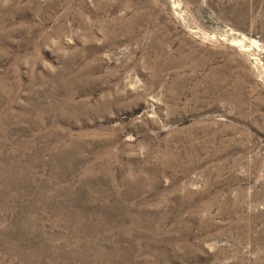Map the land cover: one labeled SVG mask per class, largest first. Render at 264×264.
I'll use <instances>...</instances> for the list:
<instances>
[{
	"label": "rangeland",
	"instance_id": "obj_1",
	"mask_svg": "<svg viewBox=\"0 0 264 264\" xmlns=\"http://www.w3.org/2000/svg\"><path fill=\"white\" fill-rule=\"evenodd\" d=\"M0 264H264V0H0Z\"/></svg>",
	"mask_w": 264,
	"mask_h": 264
}]
</instances>
